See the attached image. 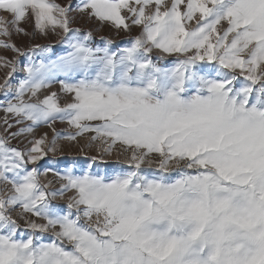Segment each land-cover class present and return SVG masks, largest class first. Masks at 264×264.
Returning <instances> with one entry per match:
<instances>
[{
    "label": "snow or ice",
    "instance_id": "obj_1",
    "mask_svg": "<svg viewBox=\"0 0 264 264\" xmlns=\"http://www.w3.org/2000/svg\"><path fill=\"white\" fill-rule=\"evenodd\" d=\"M0 37V264H264V0H0Z\"/></svg>",
    "mask_w": 264,
    "mask_h": 264
},
{
    "label": "rangeland",
    "instance_id": "obj_2",
    "mask_svg": "<svg viewBox=\"0 0 264 264\" xmlns=\"http://www.w3.org/2000/svg\"><path fill=\"white\" fill-rule=\"evenodd\" d=\"M73 27H80L82 30H91L92 25H89L86 21H78L77 23L73 24ZM139 34V29H134L132 36L138 35ZM103 35L105 37L111 36L113 39L114 45H120L121 47L125 46L128 42V40L131 38L128 34L126 33H117L114 29H109V28H103L100 29L99 31L96 32L95 34V42L99 43L100 36ZM2 39V37H0ZM13 41L17 43L18 45L24 47L28 46L31 47L34 43H39V44H50L53 49L54 53H60L63 51L62 46L59 43L58 38L55 36L50 37V38H43V37H37L35 41L31 40V38H23L20 36H14ZM14 54L11 53L10 51L0 49V56H5L8 58H11ZM53 58H55V55H53ZM39 57H37V62H39ZM26 63V61H24ZM23 66V65H21ZM171 66V65H169ZM23 76V73H17L16 74V80L18 81L21 77ZM4 77V70L0 69V82H2ZM58 88V85L56 86ZM5 116V113L3 111H0V121L3 120ZM58 131L67 134L68 132L75 131L74 129L69 128L67 124H59L55 125ZM45 131L48 132L49 138H51V129H47L45 127H42L37 130L36 136L37 138L43 134ZM2 131H0V135H2ZM92 134H85L84 137H78L77 141H61V147L64 149V153L62 155H58L56 159L59 161L57 165L54 167L59 169L60 171H63V168L65 166L66 162H71V161H78V162H84L87 160L89 157L92 155H97V147L95 144L91 148L88 147L89 140L88 136ZM13 144L17 143L16 141H12ZM83 148L84 152H81L80 149ZM119 150V146L116 147V150H114L113 155L111 157H107V162L109 165H113L116 163L115 157H116V152ZM69 166H71L69 164ZM78 174V173H77ZM42 182H47L48 180H52L53 177L51 173L48 175V177H42ZM58 187V184H53V188ZM71 196V193L66 194L64 200H56L53 203L54 204H59V205H66L68 197Z\"/></svg>",
    "mask_w": 264,
    "mask_h": 264
}]
</instances>
